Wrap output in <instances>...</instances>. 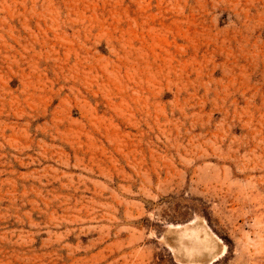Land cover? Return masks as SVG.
<instances>
[{"label": "rangeland", "instance_id": "obj_1", "mask_svg": "<svg viewBox=\"0 0 264 264\" xmlns=\"http://www.w3.org/2000/svg\"><path fill=\"white\" fill-rule=\"evenodd\" d=\"M0 264H264V0H0Z\"/></svg>", "mask_w": 264, "mask_h": 264}]
</instances>
